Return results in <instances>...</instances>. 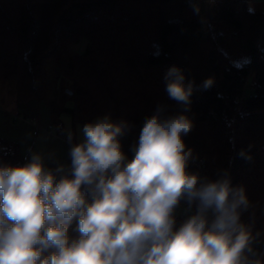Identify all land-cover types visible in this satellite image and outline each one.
Instances as JSON below:
<instances>
[{
  "label": "trees",
  "instance_id": "16d2710c",
  "mask_svg": "<svg viewBox=\"0 0 264 264\" xmlns=\"http://www.w3.org/2000/svg\"><path fill=\"white\" fill-rule=\"evenodd\" d=\"M199 7L195 14L189 0H0V80L15 81L22 102L40 98L50 66L77 100L75 117L85 111L127 124L118 139L131 160L146 117L158 106L162 118L182 112L164 80L172 66L182 69L185 84L194 83L185 113L193 127L182 135L185 151L192 149L187 171L211 181L227 171L232 187H244L250 207L241 222L255 237L251 259L264 261V0H199ZM231 35L248 60L227 54ZM208 78L214 83L203 89ZM27 162L17 143L0 135V165ZM195 211L194 204L185 219ZM174 215L178 230L185 220L177 209ZM77 225L69 242L79 237Z\"/></svg>",
  "mask_w": 264,
  "mask_h": 264
},
{
  "label": "clouds",
  "instance_id": "9594fccd",
  "mask_svg": "<svg viewBox=\"0 0 264 264\" xmlns=\"http://www.w3.org/2000/svg\"><path fill=\"white\" fill-rule=\"evenodd\" d=\"M189 2L199 14V0ZM164 80L183 110L162 118L158 106L146 117L133 159L118 139L127 124L105 115L78 127L79 143L64 129L69 164L48 167L45 152L29 149L26 164L0 165V264H264L251 259L255 237L241 222L244 187H232L227 171L215 181L187 171L192 149L182 135L193 127L185 113L194 83L176 66ZM181 200L196 211L174 230ZM74 219L79 237L69 242Z\"/></svg>",
  "mask_w": 264,
  "mask_h": 264
},
{
  "label": "rangeland",
  "instance_id": "374dc122",
  "mask_svg": "<svg viewBox=\"0 0 264 264\" xmlns=\"http://www.w3.org/2000/svg\"><path fill=\"white\" fill-rule=\"evenodd\" d=\"M260 4L253 5L261 7ZM218 25L222 26L224 23ZM228 32L230 33L231 30ZM85 46L86 42L74 45L72 52L78 53ZM224 49L231 58L237 61L250 58L249 51L242 49L239 40L233 35L226 39ZM68 91L71 90L66 81L62 85L60 82L56 83V77L52 74L50 66L47 68L45 90L40 98L22 102L18 98L17 83L13 80H0V135L16 142L27 160L30 156L29 149H32L33 151L45 152L48 167L55 168L56 161L69 164L68 150L70 145L64 129L70 124L75 134L73 143H79L82 137L78 132V127L82 128L84 124L93 122L105 115L91 118L87 112L83 111L75 117L71 109L75 107L77 100ZM50 126L54 133L60 134L61 138L45 132ZM49 152H55V156L51 159L47 158ZM76 220H73L69 229Z\"/></svg>",
  "mask_w": 264,
  "mask_h": 264
},
{
  "label": "built area",
  "instance_id": "2783aa9c",
  "mask_svg": "<svg viewBox=\"0 0 264 264\" xmlns=\"http://www.w3.org/2000/svg\"><path fill=\"white\" fill-rule=\"evenodd\" d=\"M47 130L50 132L53 131L51 126ZM198 166L200 170L204 168L203 163L198 164ZM199 176L202 178H206L205 173L203 171H200ZM177 211L181 214V217L186 220L185 218L188 216V205L185 200L180 203V206L177 208Z\"/></svg>",
  "mask_w": 264,
  "mask_h": 264
},
{
  "label": "crops",
  "instance_id": "0c3cea01",
  "mask_svg": "<svg viewBox=\"0 0 264 264\" xmlns=\"http://www.w3.org/2000/svg\"><path fill=\"white\" fill-rule=\"evenodd\" d=\"M48 129V128H47ZM45 132H47V133H50V134H55L56 136H58V137H60L61 138V136H60V134L59 133H54V131H45Z\"/></svg>",
  "mask_w": 264,
  "mask_h": 264
},
{
  "label": "water",
  "instance_id": "95a60500",
  "mask_svg": "<svg viewBox=\"0 0 264 264\" xmlns=\"http://www.w3.org/2000/svg\"><path fill=\"white\" fill-rule=\"evenodd\" d=\"M70 94L72 93V91H68Z\"/></svg>",
  "mask_w": 264,
  "mask_h": 264
}]
</instances>
